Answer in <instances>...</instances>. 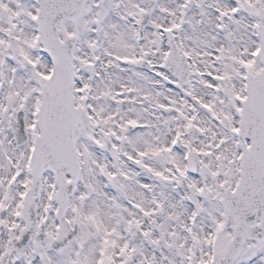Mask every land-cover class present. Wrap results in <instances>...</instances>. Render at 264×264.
<instances>
[{"label":"snow or ice","instance_id":"6c2138e0","mask_svg":"<svg viewBox=\"0 0 264 264\" xmlns=\"http://www.w3.org/2000/svg\"><path fill=\"white\" fill-rule=\"evenodd\" d=\"M0 264H264V0H0Z\"/></svg>","mask_w":264,"mask_h":264}]
</instances>
